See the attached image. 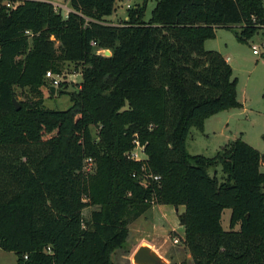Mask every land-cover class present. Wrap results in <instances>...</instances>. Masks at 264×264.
Instances as JSON below:
<instances>
[{
  "label": "trees",
  "instance_id": "1",
  "mask_svg": "<svg viewBox=\"0 0 264 264\" xmlns=\"http://www.w3.org/2000/svg\"><path fill=\"white\" fill-rule=\"evenodd\" d=\"M67 1L68 17L51 0H0V250L17 264H114L129 224L169 204L185 206L190 264H264V154L242 138L214 156L187 148L191 128L241 106L231 64L205 41L239 27L247 42L264 0H158L149 21L136 4L119 24L106 20L116 0ZM64 62L83 64L81 87L48 108L45 75ZM17 88L29 90L19 110ZM137 141L143 160L128 156Z\"/></svg>",
  "mask_w": 264,
  "mask_h": 264
},
{
  "label": "rangeland",
  "instance_id": "2",
  "mask_svg": "<svg viewBox=\"0 0 264 264\" xmlns=\"http://www.w3.org/2000/svg\"><path fill=\"white\" fill-rule=\"evenodd\" d=\"M23 0H4L7 5H17ZM66 4L67 0H56ZM158 0H116L115 10L106 20L110 24H119L128 20V12L133 7L128 4H146L144 20L149 21L152 11ZM68 4V3H67ZM65 16L66 10L62 9ZM239 27H219L216 36L205 42L207 50H217L223 56L229 57L233 68V77L237 78V99L241 103L238 108L227 109L206 119L204 130L191 128L187 138V148L192 154L214 156L223 146L237 138H242L254 148L264 154V26L247 42L237 37ZM259 47V54L253 52L252 46ZM83 64L64 62L61 64L60 84L51 92L50 79L45 75L46 86L42 87L44 105L52 109L64 110L72 105L70 94L77 92L83 80ZM18 100H28L29 90L17 88ZM93 136L98 139L99 126L91 127ZM136 151L144 157L141 148ZM94 163L86 165V170H92ZM264 172V163L260 167ZM213 168L210 173L213 174ZM218 176H223L221 166L218 167ZM99 209L98 205L83 209V216L87 220L91 212ZM232 210L225 209L222 215V225L229 229ZM176 207L169 204H154L143 215L129 224L130 234L121 248L116 249L112 255L114 264H135L132 258V249L140 241H151L160 247L161 264H190L189 250L183 242L184 234L180 227ZM179 242L175 243L174 239ZM160 243H163L161 245ZM147 245V244H144ZM148 246V245H147ZM26 258V257H25ZM170 259V261L167 260ZM18 255L13 251L0 250V264H17Z\"/></svg>",
  "mask_w": 264,
  "mask_h": 264
},
{
  "label": "built area",
  "instance_id": "3",
  "mask_svg": "<svg viewBox=\"0 0 264 264\" xmlns=\"http://www.w3.org/2000/svg\"><path fill=\"white\" fill-rule=\"evenodd\" d=\"M51 2L54 4V6H55V8H56L57 11L62 12V9H65L66 10L65 17H68L69 12L73 11V9L67 3L64 4V3L59 2V1H56V0H53ZM132 5L134 6V4H128L127 6L128 7H131ZM27 32H29V31H27ZM92 45H97V42L96 41H93L92 42ZM252 48H253V52L255 54H259L260 50H259V47L258 46L253 45ZM107 50H109V49H99L98 50V53L107 55ZM46 77L48 79H50V82H51L50 85L51 86H55L56 87V86H58L60 84V79H59L60 75L59 74H57V73H55V72H53V71L50 70V71H47ZM137 148H141L142 152L145 153V151H144L145 146L142 145V144H140V142L137 141L136 147L128 154V156H129V158L134 159V160H143L146 156H144V157L139 156V153L136 151ZM92 163H93V160L91 158H88L86 160V165H91ZM134 176H135V174H134ZM146 178H152V179L158 181V180L161 179V176L160 175L148 174V175H146ZM174 242L175 243L179 242V239L178 238H175L174 239ZM48 249L50 250L51 248L49 247Z\"/></svg>",
  "mask_w": 264,
  "mask_h": 264
},
{
  "label": "water",
  "instance_id": "4",
  "mask_svg": "<svg viewBox=\"0 0 264 264\" xmlns=\"http://www.w3.org/2000/svg\"><path fill=\"white\" fill-rule=\"evenodd\" d=\"M111 54V50H107V55ZM51 90L54 93L55 86H51ZM13 102L16 106V109L19 110L21 108L19 100L16 97H13ZM133 257L138 264H161L163 262L162 257L159 256L155 251L150 248V246L147 245L140 246L136 250Z\"/></svg>",
  "mask_w": 264,
  "mask_h": 264
},
{
  "label": "crops",
  "instance_id": "5",
  "mask_svg": "<svg viewBox=\"0 0 264 264\" xmlns=\"http://www.w3.org/2000/svg\"><path fill=\"white\" fill-rule=\"evenodd\" d=\"M51 1H53V0H51ZM68 3V2H67ZM207 41V40H206ZM205 41V42H206ZM226 59H227V61L229 62V57H226ZM230 63V62H229ZM222 112V111H221ZM206 122V121H205ZM205 127V126H204ZM176 211H177V213H178V215L180 214V213H182V212H184L185 211V206H180V207H178V208H176ZM224 213V212H223ZM179 219V218H178ZM181 225V224H180ZM180 227H183V229H184V234L183 235H181V237L182 238H184V236H185V227L183 226V225H181ZM239 226H236V228H238ZM229 229H230V225H229ZM228 230V229H227ZM144 244H147L148 246H150L152 249H154L155 251H158L163 257L165 256V255H163L161 252H160V247H158V245H156V243H152L151 241H148V242H145V241H140V243H138V244H136V246L132 249V258L131 259H133V261L135 262V264H138L135 260H134V254H135V252H136V250L140 247V246H142V245H144ZM161 245H163V243H160ZM189 257L191 258V254L189 253ZM165 258V257H164ZM192 259V258H191ZM167 260L168 261H170V259H168L167 258Z\"/></svg>",
  "mask_w": 264,
  "mask_h": 264
}]
</instances>
